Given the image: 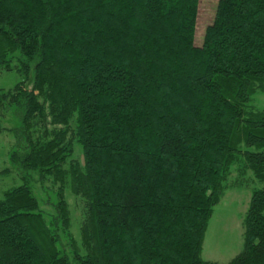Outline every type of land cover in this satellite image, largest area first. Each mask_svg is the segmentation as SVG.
I'll use <instances>...</instances> for the list:
<instances>
[{
	"label": "trees",
	"instance_id": "trees-1",
	"mask_svg": "<svg viewBox=\"0 0 264 264\" xmlns=\"http://www.w3.org/2000/svg\"><path fill=\"white\" fill-rule=\"evenodd\" d=\"M199 10L0 0V70L25 75L0 88L23 180L0 199V264H223L201 257L205 233L248 171L263 186L224 264H264V0H218L202 44Z\"/></svg>",
	"mask_w": 264,
	"mask_h": 264
},
{
	"label": "rangeland",
	"instance_id": "rangeland-1",
	"mask_svg": "<svg viewBox=\"0 0 264 264\" xmlns=\"http://www.w3.org/2000/svg\"><path fill=\"white\" fill-rule=\"evenodd\" d=\"M218 0H200L199 18L196 28L195 42L202 44L206 27L215 17ZM34 72L30 73L29 81ZM25 79V75L17 71L0 70V88L8 89ZM253 104L264 107V92L253 96ZM17 124L11 113L0 115V199L5 191L23 182L20 168L10 161V153L15 144V135L6 128ZM255 150V148H252ZM239 181L228 188L220 202L215 205L209 220L203 241L201 257L204 260L228 263L244 246V218L249 207L253 189L261 188L263 183L256 179L251 171L238 175L233 172L228 182ZM43 207L44 193L34 189ZM50 192L47 196L49 197ZM74 223L80 220L82 201L74 196H68ZM47 208H49L47 206ZM78 229V227H75ZM78 235V231L75 230Z\"/></svg>",
	"mask_w": 264,
	"mask_h": 264
}]
</instances>
